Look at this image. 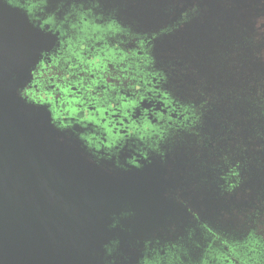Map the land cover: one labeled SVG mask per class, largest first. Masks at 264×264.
I'll list each match as a JSON object with an SVG mask.
<instances>
[{"label": "water", "instance_id": "obj_1", "mask_svg": "<svg viewBox=\"0 0 264 264\" xmlns=\"http://www.w3.org/2000/svg\"><path fill=\"white\" fill-rule=\"evenodd\" d=\"M71 2L97 4L121 26L155 36L152 55L168 89L205 103L202 145L179 142L168 154L176 178L181 171L185 179L188 156L241 163L240 188L221 209L204 186L192 190L194 211L208 221L200 223L234 234L244 222H264V0ZM54 41L0 0V264H133L148 242L200 236L199 222H139V178L101 164L22 95ZM181 211L172 212L185 220ZM10 251L19 254L10 260Z\"/></svg>", "mask_w": 264, "mask_h": 264}, {"label": "flooded vegetation", "instance_id": "obj_2", "mask_svg": "<svg viewBox=\"0 0 264 264\" xmlns=\"http://www.w3.org/2000/svg\"><path fill=\"white\" fill-rule=\"evenodd\" d=\"M6 1L55 39L22 95L46 107L56 127L77 136L101 164L139 178V222H199L200 236L191 230L178 240L148 242L133 264H264V222L249 220L227 234L200 223L208 221L193 208L192 190L202 185L221 209L240 188V162L223 156L193 163L188 156L180 165L185 179L181 171L175 177L168 154L179 142L189 150L202 145L205 103L168 89L152 55L155 36L121 26L93 3ZM176 209L185 220L176 219ZM3 254L12 260L19 253Z\"/></svg>", "mask_w": 264, "mask_h": 264}]
</instances>
